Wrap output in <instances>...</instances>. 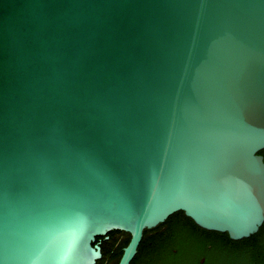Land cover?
I'll use <instances>...</instances> for the list:
<instances>
[{"label":"water","instance_id":"95a60500","mask_svg":"<svg viewBox=\"0 0 264 264\" xmlns=\"http://www.w3.org/2000/svg\"><path fill=\"white\" fill-rule=\"evenodd\" d=\"M262 148L264 0H0V264L121 230L129 264L177 210L247 236Z\"/></svg>","mask_w":264,"mask_h":264},{"label":"flooded vegetation","instance_id":"af4514ba","mask_svg":"<svg viewBox=\"0 0 264 264\" xmlns=\"http://www.w3.org/2000/svg\"><path fill=\"white\" fill-rule=\"evenodd\" d=\"M167 222L164 220L151 227L150 233H162L168 237ZM194 229V231L187 229L189 231L187 237L184 234H178L177 239H181L183 245L171 242L175 239L174 235L165 238L167 241L161 249L159 264H264V249H262V257L255 255L252 250L256 242L264 244V219L257 230L247 236L234 239L228 236L227 230L206 229L201 226H194ZM117 234L127 237L128 232L121 230V232L117 231ZM111 240H113L112 234L105 242L99 243L100 249L102 245ZM137 251L131 259L133 262L130 261L129 264H146V261L140 262L137 259Z\"/></svg>","mask_w":264,"mask_h":264},{"label":"trees","instance_id":"16d2710c","mask_svg":"<svg viewBox=\"0 0 264 264\" xmlns=\"http://www.w3.org/2000/svg\"><path fill=\"white\" fill-rule=\"evenodd\" d=\"M260 154L263 155L264 160V148L260 149L258 151ZM165 220H167L168 225V237L165 234L160 233H150L151 228H145L143 230V234L141 237V240L139 242L138 251H137V259L140 262L146 261V264H159L160 260V253L162 252V247L164 243L167 241V238H170L174 235L173 241H171L174 244L183 245V242L178 240V234H184L185 237L188 236L189 231H194V226L199 227L192 218L187 216L184 211L177 210L170 214ZM189 231H188V230ZM113 240L106 242L101 247V258L96 259L94 264H117L119 261V258L122 254L123 246L127 244L130 234H127V237H123L117 233H112ZM166 238V239H165ZM189 239L191 238L188 237ZM120 239H123L122 241H119ZM188 239V240H189ZM103 248H107L105 251ZM262 249H264V244L257 243L253 246V252L255 255L258 254L260 257H262ZM264 253V252H263ZM136 259V261H137ZM133 262V260H131ZM130 262V263H131Z\"/></svg>","mask_w":264,"mask_h":264}]
</instances>
